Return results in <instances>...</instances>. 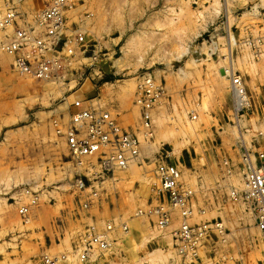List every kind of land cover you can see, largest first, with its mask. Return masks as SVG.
Segmentation results:
<instances>
[{
	"label": "rangeland",
	"instance_id": "rangeland-1",
	"mask_svg": "<svg viewBox=\"0 0 264 264\" xmlns=\"http://www.w3.org/2000/svg\"><path fill=\"white\" fill-rule=\"evenodd\" d=\"M49 1L26 0L23 9L40 10ZM3 4L4 0H0V17ZM253 5L235 8L229 4L226 9L224 0L197 3L193 0H75L70 17L76 23L78 16L88 14L85 30L92 26L94 38L86 39V54H78L71 65L73 72L63 82L23 80L30 84L36 101L43 99L35 109L38 123L36 139L32 138L37 162L29 165L21 158L19 164H0V240L5 235L3 225L7 216L14 213L17 222L7 243L0 245V264H44L45 257L61 256L68 259L59 264H89L90 259L109 251L112 244L104 251H93L90 259L80 261L78 248L86 230L94 227L96 233L106 234L112 223L117 225L114 227L121 236L111 249L115 254L111 264H175L176 260L177 264H264V245L253 216L244 204L230 197V192L241 186L244 146L252 150L264 148V42L260 46V59H255L252 48H238L235 43L228 47L230 38L224 33L229 31L233 37L235 26L242 30L247 27L254 38L264 39V20L253 17ZM222 14H227L228 19L215 24L214 18ZM137 15H143L144 20H133ZM2 59L12 64L11 58L0 50ZM229 59L236 75L243 80L250 102L249 109L239 115L233 106L230 79L221 76L223 69H228ZM103 71L108 72L104 79L100 74ZM144 71L154 72L165 94L163 106L156 108L149 145L154 151L160 149L169 162L172 156L178 157L179 151L190 150L175 165L181 172L182 189L192 192L191 224L217 222L223 226L221 235L214 232L199 248V260L179 255L173 241L169 249L143 250L181 225L177 211L171 213V220L172 217L175 220L173 224L170 222L169 229L170 224L158 229L153 216H139V212L146 214L155 205L152 165L132 167V178L118 186L121 210L115 212L112 198L101 197L104 189L110 191L113 187L109 182L100 185L93 178L91 167L96 165L93 159H84L81 166L87 170L82 175L86 189L76 188V164L69 157L65 138L56 133L49 115L45 114L50 110L46 101L49 96L57 99L65 96L67 102L84 95L90 98L102 82L108 85L99 104L116 116L108 103H125L135 96L137 75ZM11 72L14 75L12 69ZM6 91L10 92L8 88ZM192 115L197 119L192 120ZM140 125L141 115L138 130ZM15 129L18 126L11 128ZM142 133L139 138L145 145ZM20 141L21 148L26 150L29 138ZM26 176L32 180L26 181ZM2 187L6 194L2 193ZM112 201L116 203L115 198ZM22 208L27 209L24 216L19 213ZM42 208L51 211L48 216L39 214L32 218L33 211ZM132 220L149 221L153 227L138 234L142 242L139 247L127 245L130 234H125L123 224L129 229ZM62 223L69 224V228L74 224L77 229L64 236L59 234L57 241L50 239L53 238L50 226L57 228ZM131 253L134 260L130 259ZM148 253H152L150 257Z\"/></svg>",
	"mask_w": 264,
	"mask_h": 264
},
{
	"label": "built area",
	"instance_id": "built-area-1",
	"mask_svg": "<svg viewBox=\"0 0 264 264\" xmlns=\"http://www.w3.org/2000/svg\"><path fill=\"white\" fill-rule=\"evenodd\" d=\"M25 2L4 0L0 17V50L12 58L14 73L41 83H61L73 72L71 65L78 54L87 52L85 22L89 15L78 16L76 23L69 24L68 15L75 9V0H50L40 10H24ZM246 43L252 48L254 58L260 59L261 41ZM223 72L230 79L233 106L239 115L250 107L246 88L233 69L231 74L228 69ZM137 80L135 105L141 113L137 133L124 129L117 116L104 110L97 99L85 97H75L70 102L65 96L61 97L52 125L56 133L65 138L70 159L77 166H82L86 158L93 159L100 177L132 165H152L155 205H151L146 214L139 212V216H153L155 226L163 229L170 224L171 213L177 211L181 225L174 233V246L179 255L199 260V248L214 232L221 235L223 226L217 222L191 224L193 211L189 198L192 192L182 189L177 165L167 162V157L160 153L154 155L148 141L152 137L153 112L165 99L163 86L157 84L154 72L150 71L139 73ZM141 131L146 146L144 153L139 138ZM241 161V186L234 188L230 197L246 206L264 245V148L252 150L244 146ZM77 177L76 188L85 190L83 178ZM19 213L24 216L27 209L22 208ZM111 230L112 227L108 226L107 231ZM80 244L78 250L82 262L88 260L93 251H104L109 247L107 235L96 233L94 227L86 230ZM67 259L66 256L45 257L43 261L44 264H59Z\"/></svg>",
	"mask_w": 264,
	"mask_h": 264
},
{
	"label": "crops",
	"instance_id": "crops-1",
	"mask_svg": "<svg viewBox=\"0 0 264 264\" xmlns=\"http://www.w3.org/2000/svg\"><path fill=\"white\" fill-rule=\"evenodd\" d=\"M200 1L201 0H193V3H197ZM224 2H225L226 9H227V5H229V4L235 8L249 6L251 4H254L253 5L254 7H252L253 17L257 20H264V7H263L264 0H224ZM254 10H255V12H254ZM226 13H227V11H226ZM70 15H68L69 23L74 24ZM142 18H143V15H141V16L137 15L135 18H133V20H144ZM157 19L160 22V19H161L160 14H158ZM227 19H228V15L222 14V16L219 15V16H216L214 18V23L219 24L220 21L222 22V20H227ZM90 28H88V30H87L86 39H88L89 41H93L92 39L94 38L93 37L94 33L90 30ZM219 28H220V26H219ZM258 28H259V30H262L261 24H259ZM249 30L250 29H248L247 27H244V30H242V28L235 26V30H234L235 33H232V36L234 39V43L238 48H243V47L251 48L246 43L247 41H250V42L261 41V43H262L261 45H263L264 39L261 38L262 36L254 38L252 33L248 32ZM221 31H224V30L222 29ZM234 31H231V32H234ZM242 32H244V37H242ZM225 33L227 34L228 37H230L229 31L228 32L225 31ZM259 35H260V33H259ZM89 37H91L92 39H89ZM231 53H232V50H231ZM11 60H12V58H11ZM232 61H233V59H232ZM11 65L12 64H10V63L7 64L4 59L0 60V164H2V163L19 164V160L21 158H24L25 159L23 161L24 163L32 165V164L37 162V148L35 146L36 144H34V145L32 144V142H33L32 138L36 139V128H37V123H38V112L35 109L38 107L39 101H41L43 99H39L36 101L32 97V94H31L32 90H31L30 84H28L26 81H23V80H25L26 77L17 75L14 72H13L14 75H12ZM101 68L103 70V67H101ZM179 68H181V67H179ZM107 73L108 72H105V71H103V73L102 72L100 73L102 75L103 79L105 78ZM106 85H108V84L107 83L103 84L101 82V85H99L97 87V91H95L94 95H92L91 97H93V98L96 97V99L98 101L104 100L103 99V97H105L104 87ZM6 88H8L10 90L9 93H11V94L7 93ZM10 96H14L15 98H10ZM83 97L89 98V96H87V95H84ZM59 100L60 99H57L53 95L49 96V98L46 100L48 105H49L50 110L45 112V114L49 115L50 121H52L57 116L56 108H57ZM108 105L111 108V110H113L116 113L117 119H118L120 125L124 129H126L127 131H129L131 133H137V130H138L137 127L139 126V123H140V109L135 105L134 94L125 103H119V102L114 101V103L109 102ZM162 106H160V108ZM156 113L157 112L155 109L153 112V120H154V115ZM193 117H195L194 120L197 119V117L195 115L191 116V118H193ZM132 120H133V122H131ZM14 125L18 126V129L11 130V128ZM27 138H29L30 144H29L28 148H26V150L23 151V148H21V144H20L21 141L20 140H25ZM63 141H65V140H63ZM65 144H66V142H65ZM66 148H67V144H66ZM145 149H146V146L143 145L142 146V152L143 153L145 152ZM189 151L190 150L179 151L177 153L178 157L173 158V156H172L170 158L171 162H169L168 159H166V161L171 163V164H175L176 162H180L181 160H183L184 156L187 157V154H190ZM160 152H161L160 149L157 151H154V149H153L154 155L158 154ZM188 162L191 163V160H189ZM75 166H76V167H74L75 168L74 169L75 175L83 177L82 175L86 174L87 170H84V168H82L81 166H77V164ZM133 166H137V165H132L125 170L114 171L112 173V175H108L104 178L99 176L100 172H99L98 167L95 164L93 165V167L91 169L92 173H94V175H92V176H95L93 178H95V180H97L100 185H103L106 182L111 183V185L113 187L112 190L106 191L104 189L103 192H101V194H102L101 197L105 196L106 198H109V197L112 198L111 199V205L114 207L113 211L115 210V212H119L121 210L120 202L118 201L119 200L118 198L120 196L118 186L123 181H128V180H130V178H132L131 169ZM137 167H139V166H137ZM24 179L26 181L32 180V179H29V177L27 178V176L24 177ZM1 191L3 194H6V189H4V187L1 188ZM113 198L116 199V203H114V204L112 203ZM50 212L51 211L48 208L47 209L42 208L39 210H34L33 214H32V218H36L37 215H39V214H46L48 216V214ZM53 215H55V212H53ZM174 220L175 219L172 217V220H171L172 224H173L172 221H174ZM113 221H114V219H113ZM95 223H96V221H95ZM147 223H148V225H147ZM16 224H17V222H16L15 214L14 213L9 214L7 216L6 222L3 225V230H4L5 235H3L4 238H2V240H0V245L7 243L6 239H8V236H10V234L16 230V227H17ZM66 224L62 223L60 226H57V228H55L54 226H50V234L53 237L50 239H54V241H57V239L59 238V234L61 236H64L67 233H71L72 229L73 230L77 229V226H75L74 224H71L73 228L72 227L69 228V226H68L69 224H67V225ZM172 224H170L168 226V229H169V227L172 226ZM96 225L99 228L101 227L97 223H96ZM119 225L121 226L122 223H120ZM123 225L126 227V231H125L126 233L125 234H130V237H129L130 239H129L128 244H127L128 247H130V246L131 247L141 246L142 242L139 241L140 237L138 234H140L141 231H143V233H144L145 231L147 232L148 230L149 231L153 230V227L151 226L150 222L149 221L146 222L145 220H132L131 224H130L131 228H129V229H128L127 224H123ZM111 226H112V230L106 232L108 242L110 244H112L110 250L107 252H104V254H100L98 257H94L92 259L89 258L90 259V262H88L89 264H111V261L115 259V257H112V254H114V253L112 252L113 250H111V249L115 248L117 242L119 241V237L121 236V234H120V231L117 230L118 228L114 227V226H117L115 223H112ZM175 229L176 228L170 230L168 235H166L164 237H160L159 239L153 240L150 243V245L145 246V248L143 250L146 251V249L148 247H150V248L158 247V248H163V249H165V248L169 249L171 244H172V241H173V233L176 231ZM166 231H164V233ZM46 233H48V231H46ZM102 233H104V232H102ZM50 234H48V235H50ZM57 234H58V237L56 236ZM161 234H163V233H161ZM55 238H56V240H55ZM140 248H142V247H140ZM150 254H152V253H148L147 257H150ZM130 256H131V258H130L131 260L135 259L134 255L132 253ZM213 259H215V258H213ZM139 260H144V258H139ZM145 260H146V258H145ZM177 261L178 260H176L175 264H177ZM158 263H160V262H158ZM143 264H147V263L145 262ZM178 264H179V262H178ZM217 264H223V263H217Z\"/></svg>",
	"mask_w": 264,
	"mask_h": 264
},
{
	"label": "bare ground",
	"instance_id": "bare-ground-1",
	"mask_svg": "<svg viewBox=\"0 0 264 264\" xmlns=\"http://www.w3.org/2000/svg\"><path fill=\"white\" fill-rule=\"evenodd\" d=\"M230 38V42H229V44H228V47H230L231 45H233L234 44V39H233V37H229ZM229 51H230V48H229ZM232 64H231V61H230V59H229V63H228V70H229V72H230V74L232 73V69H234L232 66H231ZM225 73H223L222 72V75L221 76H223ZM235 110H236V108H235ZM237 118V117H236ZM152 256V255H151Z\"/></svg>",
	"mask_w": 264,
	"mask_h": 264
}]
</instances>
